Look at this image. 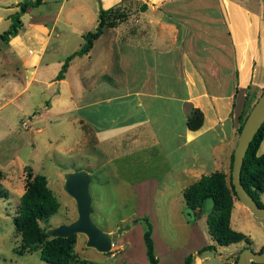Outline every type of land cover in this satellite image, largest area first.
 Returning a JSON list of instances; mask_svg holds the SVG:
<instances>
[{"label":"rangeland","instance_id":"rangeland-1","mask_svg":"<svg viewBox=\"0 0 264 264\" xmlns=\"http://www.w3.org/2000/svg\"><path fill=\"white\" fill-rule=\"evenodd\" d=\"M14 1L0 0V32L10 23L8 14L12 10L10 3ZM174 1L44 0L38 5L30 6L22 13L24 27L19 29L17 37L12 41L10 37V41L0 42V187L2 190L0 191V264H52L42 259L37 250L22 254L15 251L21 243V232L15 227L13 216L17 214L19 197L25 189L26 165L31 167L33 173H42L47 177L48 185L59 201L58 211L48 220L50 227L61 222H69L77 216L75 200L63 186L65 173L76 168H87L93 174L90 183L93 196L92 218L99 227L112 233L115 245H112L107 252L99 251L95 247L87 246V236L78 232L74 245L76 259L71 264L147 263V261L140 262L144 250L140 230L132 227V233L129 234L130 230L127 229L133 217L144 214L136 208L134 185L114 182L112 180L114 177L110 174H118V170L116 167H109L110 164L103 165L100 162L102 167L98 169L93 166L83 167L85 164L83 153L78 152L76 144L69 146V142L81 137L82 129L78 126L77 110H75L80 92L86 87V95H89V91H92L91 87L96 84L95 81L100 84L106 74H109L105 72L107 70L111 71L114 79H119L114 71L121 66L119 63H114L116 66L112 67V61H120L121 57L124 63L126 56L125 49L122 47L119 49L116 43L118 37L121 35L126 37L132 33H150L160 37L162 33L172 32L173 25L166 23L163 26L162 23L160 24L161 17L174 22L178 27L186 26V29L190 30L191 24L188 23L193 21L190 18L191 12L194 10V16L201 15L200 12L207 8L203 3L205 1L212 2V6H216L213 8V14L228 20V12L225 8L226 12H223L219 0H179L178 6ZM117 2L129 14V19L116 27H104L92 51L74 56L69 62L64 77L57 79L55 75L66 56L84 42L83 33L95 29L100 7L111 6ZM141 3H147L146 12L141 11ZM193 3L194 9H191ZM236 16H241V13L238 11ZM142 19L147 22L155 20L158 22L155 27H150L149 24H142ZM181 21L187 24L182 25ZM207 24V22L203 25L194 24V27L200 29L197 34L205 35L207 30L204 28ZM194 27L191 30L193 32ZM199 43H209L208 37L205 35ZM128 51L129 55H132L131 50ZM162 63L158 61L155 79L173 81L174 74L170 67L168 68L165 58ZM258 96L259 93L255 90L250 92L247 112ZM74 102L76 105L72 104ZM240 121L241 119L237 125ZM236 131L238 139L239 130ZM200 136H205V139L200 137V143L207 141L206 135ZM105 146L110 149L112 145L92 142L88 146L91 152H87V155L95 156L92 150L97 147L100 151L99 155L108 157L107 154L111 151L106 152ZM124 164L133 167L131 161H126ZM121 172L125 171L121 170ZM226 175L229 183L231 167ZM155 196V199L162 198L161 194ZM175 200L166 197L162 202L167 201L173 205ZM176 203L179 205L180 201L177 200ZM211 207L212 199L208 197L201 210L205 211L206 215ZM150 218L153 228L155 227V240L154 237L153 240L159 259L157 264H183L185 255L182 257L181 254L191 246L194 248L189 249L187 254L194 252V264H236L238 254L246 244L245 242L234 246L217 244L216 250L208 249L196 253L202 245L216 243L209 233L205 218L194 223L193 236L190 225L185 222L193 218L191 208L185 207V211L181 212L179 209L178 212L173 206L170 211L165 206V210L153 214ZM239 225L241 228L237 230L250 235L252 241L253 238L259 239L264 244V217L251 214L247 218L242 217ZM120 226L127 228L118 232ZM234 226L232 223V228ZM124 241H128L134 247L129 251L130 254L123 253L124 246L119 245ZM165 246L170 249H165ZM249 246L255 248L256 245L252 243Z\"/></svg>","mask_w":264,"mask_h":264},{"label":"crops","instance_id":"crops-1","mask_svg":"<svg viewBox=\"0 0 264 264\" xmlns=\"http://www.w3.org/2000/svg\"><path fill=\"white\" fill-rule=\"evenodd\" d=\"M219 1L223 12H226L224 8L228 12V20L213 14L216 6L205 1L203 3L207 8L200 12L201 15L194 16V10L191 12L193 21L188 23L191 24L190 30L161 17L160 24L173 25L172 32L162 33L160 37L150 33L118 37L116 43L119 49H125L126 56L124 63L121 57L120 61H112V67L116 66L114 63L121 66L114 71L119 79H114L111 71H105L109 74L100 84L95 81L89 95H86L85 87V92H80L78 104L72 103L76 105L78 126L82 131L81 137L72 139L69 146L74 143L78 152L83 153V167L98 169L102 167L100 162L116 167L118 174H110L114 177L112 180L134 185L136 208L144 214L148 213L149 217L165 210V206L169 211L172 206L178 212L179 209L185 211L187 205L182 193L186 186L202 174L216 169L226 174L229 172L231 154L237 142L239 113L246 94L251 89L250 92L255 90L260 95L264 87V0H255V4L254 0ZM174 2L179 5V0ZM147 7L141 11L146 12ZM11 8L9 13L18 7L12 5ZM191 9H194V3ZM238 11L241 16H236ZM157 22L142 19V24H149L150 27H155ZM206 22L208 24L204 29L207 30L205 35L209 43L203 44L199 41L205 35L197 34L200 29L194 24L203 25ZM22 27L24 21L20 29ZM193 27L194 32L191 31ZM129 49L133 56L129 55ZM164 58L174 74L171 82L155 79L158 61L162 63ZM192 107H200L204 113L203 125L196 131L190 130L186 124ZM200 135H206L207 141L201 144L200 137L205 139V136ZM92 142L112 145L110 149L104 147L106 152L111 151L108 157L99 155L97 147L92 150L95 156L87 155L91 152L88 146ZM257 152L264 153V137ZM126 161H131L133 167L125 165ZM156 194H161L162 198L155 199ZM163 195L176 199L173 205L162 202L166 198ZM261 197L264 199V193ZM187 214L190 215V212L187 211ZM251 214L252 211L234 196L230 226L234 223V228L240 229V219ZM202 218L206 219L203 210L195 220L193 216L185 221L190 225L192 236L194 223ZM131 228H138L143 240V223L128 226L129 234L132 233ZM153 237L155 240V227ZM253 240V245H256L253 249H264L263 241ZM241 243H232V246ZM119 245L124 246L123 253H129L134 248L128 241ZM165 249L170 248L165 246ZM188 250L181 254L182 257ZM146 261L144 246L140 262Z\"/></svg>","mask_w":264,"mask_h":264},{"label":"trees","instance_id":"trees-1","mask_svg":"<svg viewBox=\"0 0 264 264\" xmlns=\"http://www.w3.org/2000/svg\"><path fill=\"white\" fill-rule=\"evenodd\" d=\"M43 1L19 0L11 4L10 6L16 5L18 8L9 13L10 23L6 29L0 32V42H8L11 36L16 35L23 25L21 14L27 11L30 6L38 5ZM146 7V3H141L140 8L142 10ZM128 17L129 14L119 5H111L106 8L100 7L95 29L83 33L84 42L66 56L55 75L56 78L61 79L64 77L69 62L74 56L89 52L93 46V41L100 36L104 27H116L121 22L126 21ZM249 98L250 92L248 91L242 110L239 113V119H241L238 125L239 131L250 110L246 111ZM203 120L204 113L202 109L192 107L187 114L186 124L190 130L196 131L202 127ZM263 137L264 121L250 141L241 166V182L259 205H264V199H261V194L264 193V153H258L257 150ZM232 159L233 152L231 154V168ZM26 169L25 189L19 197L17 214L13 216L15 227L21 232V243L15 251L22 254L23 252L37 250L42 259L52 264H71L76 259L74 252V245L77 240L76 233L68 236H53L51 234L48 220L51 215L58 211L59 201L50 189L47 177L44 174L33 173L29 165H26ZM226 176L224 171L216 169L210 173L202 174L183 190L184 202L188 208L194 211L193 216L195 217H199L205 199L208 197L212 199V207L206 213V223L209 233L216 243L204 244L196 250V253L208 249L216 250L217 244L228 246L232 243L245 242L246 244L243 247H246L253 243L250 235L230 226V213L236 192L231 181V175L229 176V183ZM0 191H2L1 187ZM136 222H141L144 225L142 236L147 264H157L158 256L154 246L153 224L150 217L147 214L135 216L128 226ZM194 262V252L185 255L183 264H194Z\"/></svg>","mask_w":264,"mask_h":264},{"label":"water","instance_id":"water-1","mask_svg":"<svg viewBox=\"0 0 264 264\" xmlns=\"http://www.w3.org/2000/svg\"><path fill=\"white\" fill-rule=\"evenodd\" d=\"M263 121L264 87L250 108L239 131L233 150L231 168V181L234 185L236 196L257 217H264V205H259L243 186L241 182V166L249 143ZM92 178L93 174L87 168H76L65 173L63 186L75 200L77 216L69 222H61L52 226L51 234L53 236H68L82 232L87 236V246L107 252L113 244L112 233L99 227L92 218L93 196L90 190ZM124 228L126 229L127 226H120L118 232ZM236 264H264V249L254 250L251 246L243 247L238 254Z\"/></svg>","mask_w":264,"mask_h":264}]
</instances>
